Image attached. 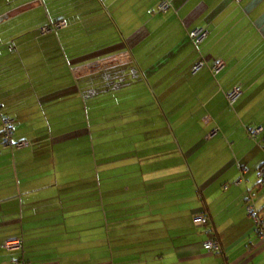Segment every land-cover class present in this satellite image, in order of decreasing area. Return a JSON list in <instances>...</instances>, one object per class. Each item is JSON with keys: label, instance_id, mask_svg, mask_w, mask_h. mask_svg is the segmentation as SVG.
I'll return each instance as SVG.
<instances>
[{"label": "crops", "instance_id": "crops-1", "mask_svg": "<svg viewBox=\"0 0 264 264\" xmlns=\"http://www.w3.org/2000/svg\"><path fill=\"white\" fill-rule=\"evenodd\" d=\"M262 170L264 0H0V264H264Z\"/></svg>", "mask_w": 264, "mask_h": 264}, {"label": "built area", "instance_id": "built-area-1", "mask_svg": "<svg viewBox=\"0 0 264 264\" xmlns=\"http://www.w3.org/2000/svg\"><path fill=\"white\" fill-rule=\"evenodd\" d=\"M169 6L168 2L164 1L162 3V8L167 9ZM65 26L63 21H58L51 23L50 25L44 26L42 28L43 32L60 28ZM206 35V32L203 29H195L190 32V36L192 39H194L195 42H199L204 36ZM204 61H200L194 69H198L200 66L204 65ZM225 65L224 60L218 59L212 66L213 73H218ZM241 93V88L239 86L234 87L231 91L227 93V100L229 103L233 104L237 98L239 97ZM2 138L4 142L13 144L12 137H13V120L8 116L2 117ZM263 130V127H250L248 128V133L251 136H256L257 134L261 133ZM25 142H18L17 145L21 146L24 145ZM259 185H264V170H262L260 174V181ZM247 210L252 217L254 221V231L257 234V237L259 241H261L264 244V215L261 214V212L256 209L253 202L249 201L247 203ZM210 222L209 215L202 211L194 218V224L196 226H204L207 225ZM21 242L19 241H10L6 243V246L8 248H12L14 245L19 246ZM204 248L209 252L214 253H222L223 252V246L220 241V239L217 236H214L204 242ZM225 264V263H223Z\"/></svg>", "mask_w": 264, "mask_h": 264}, {"label": "rangeland", "instance_id": "rangeland-1", "mask_svg": "<svg viewBox=\"0 0 264 264\" xmlns=\"http://www.w3.org/2000/svg\"><path fill=\"white\" fill-rule=\"evenodd\" d=\"M39 32L41 31V29H38ZM239 84V83H237ZM119 89L113 88L110 89L108 91L102 92L101 96L106 99L105 104L101 106L102 111H104V114L106 115V120L113 119L114 116L117 114V109H125V110H132V106H126L125 108H123V106L117 104L119 103L120 99L122 98H126V99H133L136 98V96H134V93H136V91L134 90H120ZM134 91V92H133ZM118 105V107H117ZM181 106L175 107V109L180 108ZM96 109V107H94ZM110 126L112 125H116V122H109L108 123ZM92 125H93V130L95 131L97 129L98 126H96V117L95 114H93L92 117Z\"/></svg>", "mask_w": 264, "mask_h": 264}, {"label": "trees", "instance_id": "trees-1", "mask_svg": "<svg viewBox=\"0 0 264 264\" xmlns=\"http://www.w3.org/2000/svg\"><path fill=\"white\" fill-rule=\"evenodd\" d=\"M110 70V69H109ZM113 70V69H112ZM111 71V70H110ZM13 124H14V122H13ZM14 128V127H13Z\"/></svg>", "mask_w": 264, "mask_h": 264}]
</instances>
